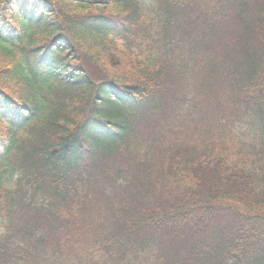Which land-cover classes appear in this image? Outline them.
Listing matches in <instances>:
<instances>
[{
    "label": "trees",
    "instance_id": "1",
    "mask_svg": "<svg viewBox=\"0 0 264 264\" xmlns=\"http://www.w3.org/2000/svg\"><path fill=\"white\" fill-rule=\"evenodd\" d=\"M225 2L210 73L233 128L147 158L187 35ZM128 172H150L138 197ZM0 220V264H264V0H0Z\"/></svg>",
    "mask_w": 264,
    "mask_h": 264
},
{
    "label": "rangeland",
    "instance_id": "2",
    "mask_svg": "<svg viewBox=\"0 0 264 264\" xmlns=\"http://www.w3.org/2000/svg\"><path fill=\"white\" fill-rule=\"evenodd\" d=\"M217 7V11H210L206 15L209 24L214 25L210 26V31L216 30L217 33L213 35L209 33L211 35L210 38L203 36L198 31H191V33H188L186 41L184 42V46L186 48H192L193 53L197 56L188 58L186 65L180 66L181 70L174 72L173 93L175 91L177 93L168 96H171L181 106L174 113L179 120L173 121L169 118L166 123V120L161 115L159 123L152 126L148 123L151 120L156 122L158 119L156 117L157 114L154 113L149 117L148 122L144 124L146 126H143V136L145 137L144 140H146L144 142L146 146L145 155L147 158L160 157L161 155L159 153L162 151L180 154V157H183V154L198 155L202 151V144L210 137L212 128L220 132L223 129L228 131L227 126L228 129L234 126L233 116L228 119L222 118L224 114L221 108L228 107L230 103L228 87L225 83L221 82L219 85L220 90H215L217 79H215L212 72L210 73L212 66L225 68L230 65L227 60L225 61L223 59L212 61V58L225 55L226 50L232 45L228 34L225 30L218 29V25L224 26L228 23V17L233 7L227 2L222 5L217 4ZM186 50L183 49V51ZM219 73H224V71H219ZM218 80L227 81L223 77H219ZM234 119L238 120V116L235 115ZM235 124L237 127L240 125V122L237 121ZM247 125L250 127L248 122ZM141 127H139L140 130ZM237 133L241 136L242 143L246 145L250 144L249 140L241 132L237 131ZM150 143L151 145L149 146ZM175 146L178 150L175 149ZM128 173L132 180L128 184L126 191L123 190H125L128 181L123 182V180L110 182L109 188L110 190L115 189L119 183H122L119 189L120 191L127 192L128 196L138 197L140 191H146L150 185V172ZM12 183L13 180L9 179L5 185L9 186ZM143 193L145 198L146 192ZM158 197L167 202L172 200L174 195L168 191L159 193ZM56 253L59 255L61 251L56 250Z\"/></svg>",
    "mask_w": 264,
    "mask_h": 264
}]
</instances>
